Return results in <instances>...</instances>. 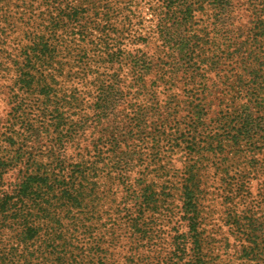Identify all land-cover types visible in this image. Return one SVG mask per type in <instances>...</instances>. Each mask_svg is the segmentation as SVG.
Instances as JSON below:
<instances>
[{"label": "rangeland", "instance_id": "obj_1", "mask_svg": "<svg viewBox=\"0 0 264 264\" xmlns=\"http://www.w3.org/2000/svg\"><path fill=\"white\" fill-rule=\"evenodd\" d=\"M111 1L120 16L116 34L109 35L118 39L111 43L123 48L121 55L103 62L98 55L103 43L97 42L100 33L92 25H87L86 39H71V30H59L56 37L34 21L33 34L57 38L50 42L60 45L51 67L33 71L39 81L27 92L14 87L13 71H2L10 69L6 60H16L18 48L27 43H18L22 33L12 34L18 47L0 56L2 192L13 194L37 168L51 171L48 199L56 206L52 202L49 210L60 218L63 240L77 245L68 243L70 257L63 264H124L130 254L137 264H162L166 257L172 260L164 264H187L195 230L190 231L189 215L181 210L179 187L187 171L196 170L192 181L202 188L195 233L202 264H264L263 5L230 0L219 21L207 6L179 26L169 25L174 21L168 17L166 25L181 40L170 48L157 32L160 0ZM16 2L0 3V27L8 17L19 24L22 15L48 11L40 0L28 6ZM136 53L149 68L139 82L130 63ZM115 75L122 99L108 119L96 123L91 106L97 83ZM51 77L54 90L44 96L40 85ZM57 103L64 116L59 123L52 112ZM240 110L251 117L248 137L233 125ZM68 180L79 184L81 207L61 208L56 201L57 186ZM144 186L159 195L147 209L138 202ZM127 188L136 199L126 196ZM169 189L173 194L167 196ZM132 219L151 237L134 232ZM176 231L187 241L182 259L173 256ZM38 252L36 261L45 263Z\"/></svg>", "mask_w": 264, "mask_h": 264}, {"label": "trees", "instance_id": "obj_2", "mask_svg": "<svg viewBox=\"0 0 264 264\" xmlns=\"http://www.w3.org/2000/svg\"><path fill=\"white\" fill-rule=\"evenodd\" d=\"M16 1L25 5L27 4L28 6L29 3H36L37 0H0V3L8 6L9 4L17 3ZM40 1L41 4L44 3L47 6V16L45 14L43 15L41 11L38 16L22 15V22L19 24H17L15 17H8L5 25L0 27V56L8 49L18 47L11 37L15 32L17 35L22 33L21 35L24 36L23 38L22 36L18 38V43H21L23 40L27 41L26 44L18 48L19 53L16 60H12V63L6 60L9 65L5 67H10V69L6 68L7 70H2L4 73L13 71L16 74L14 87L18 90L27 92L33 88L32 85L36 82L33 71L37 72L36 70L40 66L47 68L51 64V67L54 54L58 50V45H60L58 41L55 43L50 42L52 41L51 39L55 40L57 38L51 37L44 39V35L33 34L32 28L34 27V21L39 20L38 25L47 28L49 33L52 36L56 35V37L59 30H71V33L73 31L72 34H74L71 39H75L76 36L86 39L87 25H92L100 33L99 36L97 35V42L103 43L102 48L98 50V55L101 53V57L104 56L103 62L109 63L111 59L114 57L118 58L121 55L123 48L118 44H112L111 41L114 39L110 40L111 37L109 35L110 33L116 34L114 22L120 16V14L114 13L117 6L112 5L111 0ZM259 4L263 5V8L260 10L264 12V0H259ZM206 6L216 10L215 18L219 21L225 19L224 16L230 8V0H160L159 8L161 10L157 14L159 19H157L158 24L156 26L160 39L170 48L172 45L177 44L181 40L178 34L170 31V27L166 25L169 19L174 21L169 25L173 26V24H176L175 26H179L183 22L190 21L195 11L202 10ZM32 34L33 36L30 37ZM118 34L121 35V33ZM139 37H137L138 40L143 39ZM108 40L110 41L108 42ZM130 59L133 71L136 73V81L139 82L143 79L141 77L142 74L147 72L149 68L144 63L142 55L136 53L131 55ZM1 63L3 62L0 61ZM3 67L0 65V68ZM110 80V82H106L100 79L97 83L95 101L93 102V106H91L94 109L96 123H102L103 119H108L117 100L122 99V92L119 90L117 75L113 79L110 78ZM55 81V78L51 77L48 83L40 85V91L44 96H49L52 93L54 90L52 83H55ZM52 112L55 113L54 116L57 119V123L62 122L64 116L59 103L53 105ZM250 118L248 113L241 110L237 114V117L234 116L232 120L233 125L237 126L240 135H246V137L250 135L248 134L249 129H251V126H249ZM25 131H31L30 127H27ZM60 131L61 129L57 132L59 133ZM70 132H72V129L65 133L68 134ZM62 136L64 134L58 136V141H61ZM5 160L6 157L0 151V264H40L37 262L39 259L35 256V253L38 251L45 255L41 258L45 263L51 261V264H63L64 259L67 256L68 258L70 257V246H68V243L74 246L77 245L71 242L66 243L63 240V232L59 228L61 225L60 218L56 213H52L49 210L52 202L56 206L55 201L48 199V191L52 187V181L49 177L51 171L46 168L35 169V171L26 175L19 185L12 190L13 194H7L1 190V184L5 174L4 169L6 168ZM54 167H57L58 171L60 170L57 164ZM62 170L63 168L60 171ZM76 177L80 179L81 175H75L74 178L76 179ZM195 177H197L196 170H188L186 183L179 187L180 198L182 199L181 210L183 211V215H189V224L191 227H194L190 228V231L195 230L193 231L195 239L191 241L194 244V250L189 259H187L189 260L186 262L187 264H202L204 262L203 257L201 258V242L196 236L197 233H195L197 229V221L195 220L200 211L198 199L202 187L200 188L198 184L192 181ZM53 181H58V179ZM73 183L74 181L68 180L63 183V186H57V192H59L60 197L56 201L61 208L66 206L81 207L83 200L76 197V193L81 192L78 187L79 184L73 185ZM170 190L166 192L167 196H170ZM125 193L127 197L136 199L133 189L127 188ZM44 195L46 197H43ZM138 197L139 204L144 209H147L153 205L159 195L150 186H144ZM131 221V225L135 228L134 232L137 231L140 235H146L145 230L139 228L136 220L132 219ZM147 235L146 237H151ZM42 237L44 238L42 239ZM175 237H177V241L176 246L173 247V256L182 259L186 249V237L185 234L178 233L177 231L173 235V238ZM39 241L44 245L42 250H39L41 246V244L39 245ZM36 245L38 246L36 247ZM129 256H132V254ZM129 256L125 259L124 264H131L132 260H130L131 257L129 258ZM166 259L169 261L172 260V258L167 257ZM166 259H160L162 260V264L166 263ZM45 263L41 262V264ZM176 263L173 262V264ZM132 264L137 263L136 261H132Z\"/></svg>", "mask_w": 264, "mask_h": 264}]
</instances>
